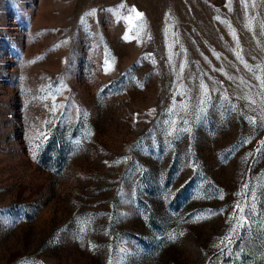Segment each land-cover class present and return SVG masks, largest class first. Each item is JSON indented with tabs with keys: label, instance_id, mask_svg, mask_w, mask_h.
<instances>
[{
	"label": "rangeland",
	"instance_id": "374dc122",
	"mask_svg": "<svg viewBox=\"0 0 264 264\" xmlns=\"http://www.w3.org/2000/svg\"><path fill=\"white\" fill-rule=\"evenodd\" d=\"M249 3L255 38L240 0H0V264H264L255 225L239 261L213 247L242 184H264L247 156L264 127L241 115L264 104L233 52L264 64V0ZM202 82L199 120L180 95L167 111Z\"/></svg>",
	"mask_w": 264,
	"mask_h": 264
},
{
	"label": "snow or ice",
	"instance_id": "6c2138e0",
	"mask_svg": "<svg viewBox=\"0 0 264 264\" xmlns=\"http://www.w3.org/2000/svg\"><path fill=\"white\" fill-rule=\"evenodd\" d=\"M231 0H229L230 6ZM241 5L245 9L246 17H248V8L250 7L249 0H240ZM254 6V5H253ZM118 7L124 8L125 5L121 4ZM231 10V8H230ZM109 11H113L110 9ZM130 11L135 12L136 16L140 19L143 18V13H140L135 10V8L131 9ZM95 13V9L90 10L89 13L86 15H93ZM120 19V17H117ZM83 22V17L81 18ZM219 19V17H217ZM255 24H256V18L255 17H248V23L245 25V27L254 33L255 38ZM261 28V35H264V23L260 24ZM230 35L233 36V39L237 43V47H239V38L236 35V32L234 29L230 28ZM131 37L128 36L127 31L125 33L124 39H130ZM259 43V41H258ZM234 55L236 56L237 60L240 61L241 64H243L244 68L252 72L254 75V78L258 81V87L260 89V92L257 93L258 96L261 98V103L264 104V64H257V65H250L243 57L242 51L237 52L233 50ZM151 55V54H149ZM154 62V61H153ZM171 62V57H170ZM105 63L107 64L108 61L106 60ZM108 69L106 68L105 71ZM183 70V65H181V72ZM222 71V69L220 70ZM227 76V74L225 73ZM229 79H232V77H228ZM241 83H244L243 79L241 80ZM218 89L213 88L211 89V93H216ZM180 95L181 100L178 102V106L184 111L188 112L189 108H192L193 114L197 120L201 118V116L205 113L208 105L211 103V94L209 91V88L207 85H205L203 82L200 85V89L198 94L196 95L194 101H190L186 99L188 97L189 93L187 91H180V89H177V92L173 94L174 98V104L172 107L167 109V111L172 112L173 107L177 106V102H175V96ZM222 100L229 101V97L225 94L221 95ZM243 99L247 100L249 106L252 111L256 110L257 106V100L253 98L250 95H246L243 97ZM55 98L53 97V104L50 109V111L54 114L58 107H65V106H58L55 102ZM229 109L235 111L236 105L229 103ZM78 111V110H77ZM154 112L155 110H151ZM63 114V113H62ZM243 118L249 122V124L253 125L254 127H264V107L261 108V113L259 117L254 116H248L245 113H241ZM184 125H188V120L182 121ZM165 123L169 124L171 131L169 132V135H175L178 132H185L190 133L191 127H183L180 128L177 121L171 120V121H165ZM41 136L44 140L47 139L46 133H41ZM249 139H243L241 140L242 144L248 143ZM260 155H264V140H261L258 142V147L254 150V152H249L247 156L257 157ZM32 156L35 159L37 157V152L33 151ZM247 157H245L246 160ZM119 163V161H117ZM237 196L243 197V202L240 200H237L233 206V210L228 216V219L226 220V224L229 225L228 229L226 230L225 234L221 237H217L218 243H215L213 247L219 249L220 255H228V256H234L237 261H239L241 253L245 251V248L241 246L238 251H233L232 245L236 244L237 241L241 238L240 232L243 231H250L252 227L255 225L257 228L258 235L261 240V246L264 248V210H262L260 213H257L256 211V200L259 197L261 199L262 204H264V184L260 185L259 188L252 187L250 182H244L242 184V191L236 193ZM221 198H223V195L221 194ZM209 215H214L211 210L208 212ZM259 215L260 219L256 220L254 219L255 216ZM199 219V217H198ZM182 235V233H181ZM176 235L172 234L170 235L169 239H175ZM90 250L94 247L91 242L88 244ZM123 251V250H122ZM211 259V258H210ZM261 259H264V255H262ZM27 264H35V262H27ZM108 264H120V261L109 257Z\"/></svg>",
	"mask_w": 264,
	"mask_h": 264
}]
</instances>
